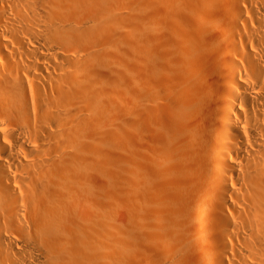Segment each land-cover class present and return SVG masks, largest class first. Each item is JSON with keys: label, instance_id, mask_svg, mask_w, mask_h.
<instances>
[{"label": "bare ground", "instance_id": "bare-ground-1", "mask_svg": "<svg viewBox=\"0 0 264 264\" xmlns=\"http://www.w3.org/2000/svg\"><path fill=\"white\" fill-rule=\"evenodd\" d=\"M0 264H264V0H0Z\"/></svg>", "mask_w": 264, "mask_h": 264}, {"label": "rangeland", "instance_id": "rangeland-1", "mask_svg": "<svg viewBox=\"0 0 264 264\" xmlns=\"http://www.w3.org/2000/svg\"><path fill=\"white\" fill-rule=\"evenodd\" d=\"M121 208L123 209V207H121ZM121 208H120L118 211H119V214H121V215H122V214H123V212H124V210H122ZM122 211H123V212H122Z\"/></svg>", "mask_w": 264, "mask_h": 264}]
</instances>
